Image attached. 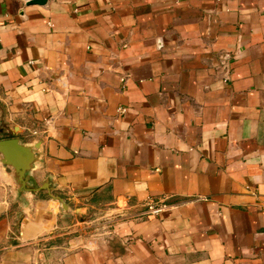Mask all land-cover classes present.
Here are the masks:
<instances>
[{
	"label": "crops",
	"instance_id": "crops-1",
	"mask_svg": "<svg viewBox=\"0 0 264 264\" xmlns=\"http://www.w3.org/2000/svg\"><path fill=\"white\" fill-rule=\"evenodd\" d=\"M0 104V264H264V0H0Z\"/></svg>",
	"mask_w": 264,
	"mask_h": 264
},
{
	"label": "water",
	"instance_id": "water-1",
	"mask_svg": "<svg viewBox=\"0 0 264 264\" xmlns=\"http://www.w3.org/2000/svg\"><path fill=\"white\" fill-rule=\"evenodd\" d=\"M49 0H29L28 5H46ZM41 141L33 145H27L18 138L0 140V165L12 170V181L16 195L23 206L21 214L28 209L29 196L36 195L40 191L47 190L50 197L66 206L64 201L53 195V191L45 186L38 187L32 175V171L41 162Z\"/></svg>",
	"mask_w": 264,
	"mask_h": 264
},
{
	"label": "built area",
	"instance_id": "built-area-1",
	"mask_svg": "<svg viewBox=\"0 0 264 264\" xmlns=\"http://www.w3.org/2000/svg\"><path fill=\"white\" fill-rule=\"evenodd\" d=\"M25 1H29V0H25ZM125 111H126L125 108L119 109L120 113H124ZM169 207H170L169 203H166L164 201H157L153 198H149L148 200H146L145 203L146 214L154 215V216L161 214Z\"/></svg>",
	"mask_w": 264,
	"mask_h": 264
},
{
	"label": "rangeland",
	"instance_id": "rangeland-1",
	"mask_svg": "<svg viewBox=\"0 0 264 264\" xmlns=\"http://www.w3.org/2000/svg\"><path fill=\"white\" fill-rule=\"evenodd\" d=\"M7 121L5 118V109L2 104H0V129H6L7 127ZM7 135V133L0 131V138H4Z\"/></svg>",
	"mask_w": 264,
	"mask_h": 264
}]
</instances>
